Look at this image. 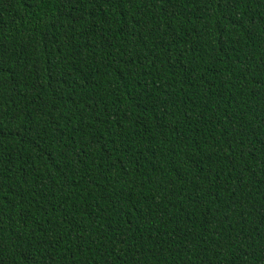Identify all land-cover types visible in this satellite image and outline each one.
Listing matches in <instances>:
<instances>
[{"label":"trees","instance_id":"trees-1","mask_svg":"<svg viewBox=\"0 0 264 264\" xmlns=\"http://www.w3.org/2000/svg\"><path fill=\"white\" fill-rule=\"evenodd\" d=\"M0 264H264V0H0Z\"/></svg>","mask_w":264,"mask_h":264}]
</instances>
